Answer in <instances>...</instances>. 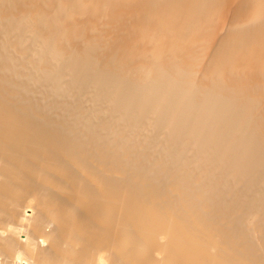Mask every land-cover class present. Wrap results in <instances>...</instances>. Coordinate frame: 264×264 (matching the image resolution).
Instances as JSON below:
<instances>
[{
  "label": "bare ground",
  "instance_id": "1",
  "mask_svg": "<svg viewBox=\"0 0 264 264\" xmlns=\"http://www.w3.org/2000/svg\"><path fill=\"white\" fill-rule=\"evenodd\" d=\"M0 264H264V0H0Z\"/></svg>",
  "mask_w": 264,
  "mask_h": 264
}]
</instances>
